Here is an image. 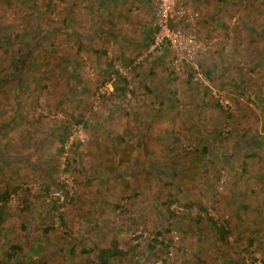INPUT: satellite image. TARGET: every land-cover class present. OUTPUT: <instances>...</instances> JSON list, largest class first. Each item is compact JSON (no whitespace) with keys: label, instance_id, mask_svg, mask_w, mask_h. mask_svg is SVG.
Masks as SVG:
<instances>
[{"label":"rangeland","instance_id":"1","mask_svg":"<svg viewBox=\"0 0 264 264\" xmlns=\"http://www.w3.org/2000/svg\"><path fill=\"white\" fill-rule=\"evenodd\" d=\"M157 7L0 0L2 264H98L112 241L125 256L109 264H264V0H171L174 45Z\"/></svg>","mask_w":264,"mask_h":264},{"label":"trees","instance_id":"2","mask_svg":"<svg viewBox=\"0 0 264 264\" xmlns=\"http://www.w3.org/2000/svg\"><path fill=\"white\" fill-rule=\"evenodd\" d=\"M40 40H41V38H40ZM38 44H39V42H33L32 45H28L27 46L28 48L26 47V49L24 51V57L22 55V58H20L17 55H14L13 66H12V71L11 72L14 75L13 76L14 81H15L14 83H16L17 86L20 87V88L23 87L22 85L24 84V76H23V75H25L24 69L26 67H29V66L33 65L32 51H33V49H35L37 47ZM66 61H67L68 68L69 69L71 68L69 71H71V77H72L74 75V73H75L74 72V68L72 66L73 64H71V62L69 60H67V59H66ZM256 64L259 65V63H256ZM210 73H211V71H208V70L206 71V75L207 76ZM191 76H193V73L187 74V78H189ZM74 78H75V76H74ZM5 81H7V77L6 78H4V77L0 78V84L4 83ZM71 84H72V88H73L72 90H74V89H76L78 87V85H76V83L74 81ZM112 84H113V86H112V94L116 95L117 97L120 96L121 98H124L125 95H126V92L128 90V82L125 79V77L117 74V82L114 83V81H113ZM239 84H240V87L243 86V88L246 89L243 82H240ZM17 89H19V88H17ZM199 93H200L199 94L200 95L199 101H201V100H203V98L205 97L206 94H205V92H199ZM157 97L159 98V102L157 103L155 110L158 111L160 109V104H162V105L165 104L166 100H164L162 95H160L159 93L157 94ZM254 101H256V100H254ZM260 101H261V103H263L262 107H264V95L260 99ZM115 105L116 104H114V106ZM196 106H199L198 102L196 103ZM216 107H218V109L221 110V106L219 104H217V103H216ZM109 108H112V107L108 106V109ZM262 111H263L262 114H263V123H264V109H262ZM189 114H191V112H189ZM208 137H213L212 133L208 134ZM222 138L223 137H221V136L217 137V139H222ZM255 141L261 142L260 140H258V135L257 134L256 135H252V136H248L245 139H243L242 141L241 140L240 141H235L234 142V147L235 148H245V147L247 148V147L251 146ZM207 142H209L208 145H204L201 150H198V153L206 154V155H208V152L211 153V150L209 151V149H211L209 147V145H210L211 142H213V139L212 140L211 139H207ZM249 148H247V150ZM231 149H233V148H231ZM186 154H191V152H187ZM173 173L176 174L175 171ZM8 196H9V194L5 193V192L3 193L2 196H0V198L4 201V204L7 202ZM171 202H172L171 200L168 201V203H171ZM196 207L198 208V210L201 213L202 212L203 213H207L206 209L204 207H202V206H199V204H197ZM172 215H174V213H172ZM200 218H201L200 215H197V219L196 220L199 221ZM208 222H209V224H211V226L214 229V231L216 232V235L218 236V238L220 240H222V241L227 242L226 241V237L230 233L228 231L227 226L220 224L219 221H217L215 219L213 220L211 217L208 218ZM172 224H175V223L172 222ZM153 241H155V243L161 244L163 246H167L166 244L165 245L163 244V241H158L156 238ZM11 249L14 250V252L12 254H14L15 259H19L18 256L20 255V249H16V247H11ZM95 250H96V253H97L96 254L97 260L96 261H97L98 264H109L111 259H113L115 257L125 256V252L118 248V245H117L116 241H112V243H111V245L109 247L99 248V249H95ZM68 255H70V254H68ZM89 263H91V260L89 261ZM0 264H2L1 261H0Z\"/></svg>","mask_w":264,"mask_h":264},{"label":"built area","instance_id":"3","mask_svg":"<svg viewBox=\"0 0 264 264\" xmlns=\"http://www.w3.org/2000/svg\"><path fill=\"white\" fill-rule=\"evenodd\" d=\"M158 5L157 10V26L159 30V37L163 39L164 37L173 45L180 44L182 36L179 32L173 34L170 31V23L168 19L171 17V0H155ZM189 42L191 39L189 38Z\"/></svg>","mask_w":264,"mask_h":264}]
</instances>
